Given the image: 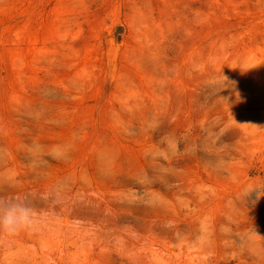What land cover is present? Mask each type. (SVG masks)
<instances>
[{"label": "rangeland", "instance_id": "obj_1", "mask_svg": "<svg viewBox=\"0 0 264 264\" xmlns=\"http://www.w3.org/2000/svg\"><path fill=\"white\" fill-rule=\"evenodd\" d=\"M0 264H264V0H0Z\"/></svg>", "mask_w": 264, "mask_h": 264}, {"label": "clouds", "instance_id": "obj_2", "mask_svg": "<svg viewBox=\"0 0 264 264\" xmlns=\"http://www.w3.org/2000/svg\"><path fill=\"white\" fill-rule=\"evenodd\" d=\"M32 216V211L23 204L9 203L0 207V229L14 232L28 225Z\"/></svg>", "mask_w": 264, "mask_h": 264}]
</instances>
